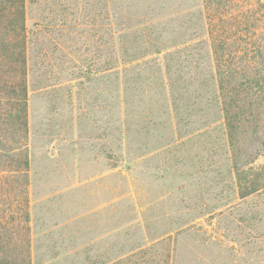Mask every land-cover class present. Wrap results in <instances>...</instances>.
Returning a JSON list of instances; mask_svg holds the SVG:
<instances>
[{
	"label": "rangeland",
	"instance_id": "374dc122",
	"mask_svg": "<svg viewBox=\"0 0 264 264\" xmlns=\"http://www.w3.org/2000/svg\"><path fill=\"white\" fill-rule=\"evenodd\" d=\"M45 1L26 10L31 264H111L134 254L165 264L168 247L171 264H264V192L239 199L215 184L217 172L207 171L225 156L198 155L197 142L177 161L161 148L173 138L166 104L154 108L158 123L147 135L133 132L135 119L126 138L118 135L115 88L86 71L95 55L86 32L97 8L89 14L84 0H61L69 27L42 33L41 57L34 13L48 9ZM195 32L205 38L202 20Z\"/></svg>",
	"mask_w": 264,
	"mask_h": 264
},
{
	"label": "trees",
	"instance_id": "16d2710c",
	"mask_svg": "<svg viewBox=\"0 0 264 264\" xmlns=\"http://www.w3.org/2000/svg\"><path fill=\"white\" fill-rule=\"evenodd\" d=\"M60 1L50 0L47 10L38 8L34 13V37L40 40L34 48L41 57L47 54L42 33L69 27L68 7ZM184 1L84 0L83 9L89 14L97 8L96 15H89L86 32L89 47L95 46L86 71L114 86L118 135L126 138L134 119L140 129L133 132L139 135L145 130L147 135L157 119L154 108L164 109L166 104L173 138L161 148L172 150L175 159L197 142L198 155L225 156L224 165L213 163L207 171L217 172L212 178L215 184L234 189L239 199L259 195L264 192V0H200L197 9L184 8ZM29 2L46 3L0 0V264L32 261ZM201 20L205 38L200 40L195 30ZM40 66L44 67L42 61ZM40 88L44 87L36 90ZM140 108L146 109L144 116L135 117L132 112ZM180 203L186 207L184 200ZM173 252L167 248L165 264H171ZM111 261L154 264L137 254Z\"/></svg>",
	"mask_w": 264,
	"mask_h": 264
}]
</instances>
